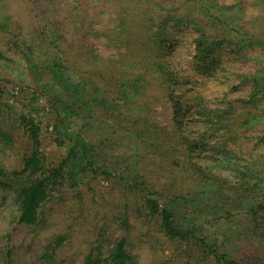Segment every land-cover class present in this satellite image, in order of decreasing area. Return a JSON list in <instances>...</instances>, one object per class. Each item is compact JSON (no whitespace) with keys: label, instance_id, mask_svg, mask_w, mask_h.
<instances>
[{"label":"trees","instance_id":"1","mask_svg":"<svg viewBox=\"0 0 264 264\" xmlns=\"http://www.w3.org/2000/svg\"><path fill=\"white\" fill-rule=\"evenodd\" d=\"M60 1L51 0L43 26L35 19L39 26L33 31L37 30L36 34L42 35L44 44L38 39V46L29 39L33 37L27 34L18 36L8 31L10 36H14L12 38H17L12 42L26 59L36 89H32L27 82L21 88L24 91L33 90L35 97L39 94L46 98L50 105L48 117L53 121L57 144L67 147L65 155L49 160L42 149L41 121L24 112L15 114L10 108H5L4 114L0 110V118H4V123L0 122L2 150L16 148V134L21 128L26 135L27 148L21 152L19 167H9L0 161V190L12 196L18 222L35 234L41 233L47 220L45 207L59 194L73 190L75 196L81 199H86L87 195L96 199L99 194L93 182L100 177L114 179L120 185L117 195L123 201L119 218L114 220V227L111 223L106 224L89 238L77 264H136L129 237L131 214L135 213V207L143 212L145 219L157 224L161 236L176 242L188 259L186 264H264V185L261 184L264 161L256 160V165L262 166V170L259 169L262 171L260 183L252 181L256 178L253 169L242 171L240 179L230 183L207 172L203 164L196 160L207 146L205 139L210 131L213 137H220V129L229 133L236 125L238 110L246 112L241 125L264 123V67L240 74L235 87H248L246 96L227 102L225 98L227 105L224 110H212L203 103L202 95L186 97L180 89L185 78L181 76L179 67L162 58L154 59L150 53L157 46L160 50L165 46L168 41L166 25L170 22L194 30V58L199 63L203 62L204 72L218 63L210 56L224 43L237 47L239 54L246 47H252L254 43L263 44L264 41H254L240 25L231 26L210 9L204 18L196 17L194 9L172 8L165 0L161 3L159 0H130L125 6H120L115 0H66L68 6L64 8ZM213 4L221 15L237 6L216 1ZM89 6L98 12L91 14ZM165 10L167 13H164ZM101 14L106 17L114 14L116 17L111 18L110 25L101 28L93 26L95 17ZM63 15L70 21L68 35L57 26V17ZM34 17L38 16L35 14ZM213 17L220 21L216 22ZM90 36L112 47L113 52L99 53ZM41 50L44 55H40ZM0 58H4L1 49ZM258 61L264 63V59ZM41 66L53 76L54 82L44 79L39 69ZM72 70L78 73L73 74ZM0 89L3 93L4 87ZM135 97L140 111L131 107ZM155 100L169 103L167 121L172 129H168L167 124L160 125L155 116L142 111V106L149 108ZM188 100H193L192 104ZM191 105L197 109L199 121L204 126L198 137L193 139L185 134L186 112ZM17 117L18 125H15ZM6 119L8 122H5ZM88 120L91 127L98 122L101 127L112 126L122 133L92 142L85 135L84 126ZM209 122L210 125L207 124ZM125 131L130 134L126 135ZM223 136L225 142L216 153L226 156L225 153L232 152L233 147L227 145L228 134ZM164 137L168 140L162 146ZM255 138L257 144L264 143V131ZM125 139L129 144L132 140L136 143L133 154L128 155L127 151L114 157L109 154V150ZM144 144H149L147 147L158 150V153L164 149L163 159L171 158L174 165H179V154L184 153L181 149H185L187 157L183 159L180 170L187 177L197 183L211 180L229 191L220 208L207 214L208 205L200 193H195L191 199L194 208L200 212L196 215L183 213L178 208L183 196L171 197L162 203L160 190L151 185L144 168L139 167L145 156L142 153ZM262 157L264 159V155ZM241 212L243 216L239 217ZM225 220L233 223V229L225 231L227 233L223 230L216 232ZM111 228L119 232L114 239L111 238ZM71 229L69 227L60 235L52 236L51 241L36 251L37 259L54 260L69 241ZM0 264L29 262L15 246H0Z\"/></svg>","mask_w":264,"mask_h":264},{"label":"rangeland","instance_id":"2","mask_svg":"<svg viewBox=\"0 0 264 264\" xmlns=\"http://www.w3.org/2000/svg\"><path fill=\"white\" fill-rule=\"evenodd\" d=\"M127 1L130 0H115L120 6L127 5ZM159 1L161 3L162 0ZM165 1L172 8L181 6L186 9H194L196 17L204 18V15L208 14L207 12L210 9L216 17L225 18V22L231 26L234 24L240 25L244 31L250 33V38L254 41H264V0ZM213 1L220 4L224 3L225 5L237 4V6H235L234 10L221 15L216 12L217 8ZM50 2L51 0H0V26L4 29L3 31L0 28V49L3 51L4 57L0 58V87H4L3 93L0 92V110L4 114V109L10 108L15 114L24 112L41 121L43 128L42 149L45 155L49 157V160H52L65 155L67 147L65 144H57L53 121H50L48 117L50 105L46 98L39 94L35 97L33 90L24 91L21 88L27 82L32 86V89H36L26 59L12 42L17 38H12L14 36H10V33H8L10 30L14 32V35L18 36L27 34L33 37L29 39L34 44L39 46V41V43L44 44L45 40L42 35H37V30H35L36 32L33 30L39 26L35 19L40 21L42 26L46 23V11H48L47 6L50 7ZM147 3L150 4L148 1ZM60 5L63 8L68 6L66 0L64 2L61 0ZM88 9L91 14L98 12L92 6H89ZM34 10L35 12H33ZM164 13H167V11L165 10ZM35 14L38 17L35 18ZM64 16L57 17V26L62 29V33L68 35L67 27L70 21L65 19ZM115 17L114 14L109 17L101 14L95 17L93 26L101 28L104 25H110L111 18ZM213 18L215 19V17ZM218 21L220 20H216V22ZM33 23L34 26L32 25ZM165 31L168 41L165 42L163 49L160 50L159 46H157L150 53L154 56V59L162 58L173 66L179 67L181 76L185 78V81L181 80L180 89L186 93L187 98H193L194 95H202L203 103L209 109L224 110L228 100L246 96L248 87H235L239 83L240 74L256 71L264 67V63L258 61L264 59V43H254L252 47H246L239 54L237 53V47L232 48L224 43L221 48L210 56L214 58V61L217 60L218 63L208 68L207 72H204L203 62L199 63V60L194 58V30L189 27L175 26L173 22H170L166 25ZM234 40H237V37H234ZM90 41L97 46L99 53L106 54L114 50L112 47L105 46L96 37L90 36ZM23 49L26 50L25 45H23ZM43 52L40 55H44ZM39 69L45 80L54 82L53 76L45 67L41 66ZM72 73L77 74L78 72L72 70ZM183 82L184 84H182ZM63 95L66 97L67 94ZM135 100L136 97L133 98L131 107L140 111V108H138L139 104H136ZM188 101H190V104L193 102V100ZM162 102L161 100H155L149 108L142 106L141 109L144 114L151 115V117L155 116L156 118L154 119L160 125L167 124L168 126H165L168 129H172L167 121L169 103L165 104ZM234 104L238 105L236 102ZM238 112L236 114L238 121L229 133L228 131L224 132V129H220L222 135L213 137L212 132H209V136L205 139L206 143L208 141L209 144L207 143L204 152L195 159L203 164L207 172L230 183L237 182L242 171L253 169L252 171L255 173L256 178L252 181L260 183L259 179L262 171H259V169L262 170V166L258 167L256 160L264 161L262 157L264 155V143L257 144L255 136L264 131V123L256 124L253 122L246 126L241 125V121L246 118V112L240 110ZM18 117L15 120V125H18ZM186 118L185 134L192 139L198 137L204 126L203 122L199 121L201 119L194 105H191L188 112H186ZM0 122L3 124L4 118H0ZM5 122H8L7 119ZM89 123L90 120L86 121L84 129L86 130L87 139L92 142L99 141L101 137L108 136L113 138L122 133V131H115L112 126L101 127L97 122L91 127ZM207 124L210 125V122ZM125 133L126 135L130 134L126 131ZM224 134H228L227 145L233 147L232 152L228 151L225 153L226 156H224V153H216V150L225 142L222 138ZM16 138L18 141L16 148L2 150V144L0 145V161L9 167H19L21 152H24L27 148V143L24 140L26 135L23 128L17 131ZM167 140L166 138L163 140L165 143L162 142V146L167 144ZM132 141L131 144L128 143L127 139L120 141L116 147L114 146L108 151L109 154L113 155V157L123 151H127L128 155L133 154L136 143L134 144V140ZM141 142L145 143L143 140ZM158 142L160 143L161 141ZM147 146L149 144H144V147H142V153L145 156L140 161L139 167L141 169L144 168V173L151 185L155 189L160 190L162 203H165L171 197L183 196L184 199L181 200L178 208L183 213L196 215L199 211L194 208L191 199L192 195L200 193V196L205 198L204 203L208 205L206 208L207 214H211L217 208H220L222 201L228 197L229 191L213 184L211 180H200L197 183L198 181L195 179L187 177L184 171L180 170L182 169L180 166L183 159L185 156L187 157L185 149H181L184 153L179 154V165H174L171 158L163 159L165 156L164 149H161L158 153V150ZM262 180L261 184L264 185V177ZM93 187L99 194L96 199H93L91 195H87L86 199H81L75 196L76 193L72 190L70 193L66 191L59 194V197L49 202L45 207V218L47 219L44 222L45 226H42L41 233L39 232L38 234L33 233L18 222L17 209L12 196L0 190V246H15L19 253L28 259L29 264H77L80 253L88 246L89 238H92L93 235L95 236L101 228L106 227V224L111 223L112 227H114V220L116 221L119 218V214L122 211L123 201L119 194L117 195L120 185L116 184L114 179L100 177L93 182ZM134 210L135 213L131 214L132 226L129 229V237L136 257V264H186L188 259L181 252L176 242L161 236L155 222L145 219L143 212L137 211L136 207ZM202 216L203 214L200 215L201 218ZM242 216L243 213L241 212L239 217ZM75 217H78L77 220ZM69 227H72L70 239L58 251V256L54 260H38L35 254L36 251L41 249L43 244L51 241L52 236L60 235L67 231ZM222 227L220 229L217 228L215 231L218 233H221L222 230L223 232H230L233 229V223L225 220ZM110 231L112 239L118 236L119 232L115 228H111Z\"/></svg>","mask_w":264,"mask_h":264}]
</instances>
